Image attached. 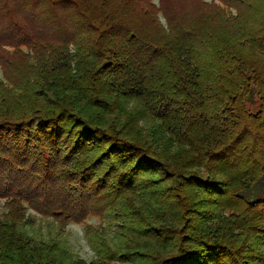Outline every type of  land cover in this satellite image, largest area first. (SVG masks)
<instances>
[{
    "label": "trees",
    "instance_id": "1",
    "mask_svg": "<svg viewBox=\"0 0 264 264\" xmlns=\"http://www.w3.org/2000/svg\"><path fill=\"white\" fill-rule=\"evenodd\" d=\"M0 71V264H264V0H0Z\"/></svg>",
    "mask_w": 264,
    "mask_h": 264
},
{
    "label": "rangeland",
    "instance_id": "2",
    "mask_svg": "<svg viewBox=\"0 0 264 264\" xmlns=\"http://www.w3.org/2000/svg\"><path fill=\"white\" fill-rule=\"evenodd\" d=\"M204 1L209 2V0H204ZM0 78H1V71H0ZM49 223H51V220L37 217L35 229L36 230L40 229L37 231L46 232L47 224L49 225ZM99 223H100V220L97 217L90 216L85 222V224L83 225L70 223L66 227L67 228L66 236H67V241L69 245L68 248L75 259H80L84 261L85 263H90L92 260H94L93 252L89 248L87 241L85 239V236H84V227L87 224L96 226ZM110 264H118V263L112 262Z\"/></svg>",
    "mask_w": 264,
    "mask_h": 264
}]
</instances>
